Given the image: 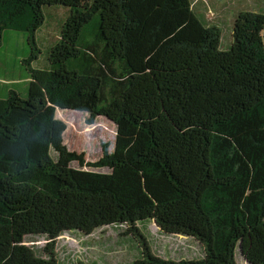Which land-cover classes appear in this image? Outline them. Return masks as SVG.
I'll return each instance as SVG.
<instances>
[{
  "label": "trees",
  "instance_id": "trees-1",
  "mask_svg": "<svg viewBox=\"0 0 264 264\" xmlns=\"http://www.w3.org/2000/svg\"><path fill=\"white\" fill-rule=\"evenodd\" d=\"M47 7L66 17L39 68ZM197 8L0 0V48L8 30L29 46L25 87L0 97V264H64L58 237L118 224L139 250L129 264H264V11L237 7L222 49L221 30ZM57 108L111 120L114 150L106 144L97 161L69 150ZM147 222L193 238L203 256L155 253L138 227ZM28 236L47 243L29 245Z\"/></svg>",
  "mask_w": 264,
  "mask_h": 264
},
{
  "label": "rangeland",
  "instance_id": "rangeland-1",
  "mask_svg": "<svg viewBox=\"0 0 264 264\" xmlns=\"http://www.w3.org/2000/svg\"><path fill=\"white\" fill-rule=\"evenodd\" d=\"M194 1L196 8L198 6L196 10L201 13L205 25H216L221 30L222 49H226L231 40L232 20L237 12V7L247 5L250 7L249 9H252L253 6L256 11H264V5H257L253 2L254 0H225L223 5L226 10L222 11L215 8L217 0H205V3L208 2L206 6L203 3L205 7L200 5V2L204 0ZM49 10L50 8L47 7V20L38 32L43 54L34 65L39 68L42 65L45 66L47 48L58 35L57 30L59 27L61 28L64 17H66L60 8L56 13H51L49 17ZM25 36L15 30H8L5 35L4 44L0 48V97L5 94L8 87L17 88L19 85L25 87L27 69L21 62V57L29 52ZM24 93L27 92L24 91ZM56 117L66 125L63 135L64 144L71 151L83 153L87 161H97L102 158L106 144L109 152L114 150L116 125L108 118L99 115L89 121L90 113L88 112L61 108H57ZM52 155L54 160L58 159V151L55 149H53ZM70 165L76 168L110 171L106 166L81 165L78 160L71 161ZM138 227L141 232L145 233L155 253L170 258L203 256L200 243L193 238L184 235H166L154 222L138 224ZM126 228L127 225L118 224L87 235L65 233L56 240L55 255L64 264H77L80 261L87 264H129L137 258L139 250L137 251V247L131 244L128 238L130 235L124 234ZM25 240L32 246L44 247L47 243V238L44 236H28ZM238 262L239 264H248L246 260L239 257Z\"/></svg>",
  "mask_w": 264,
  "mask_h": 264
},
{
  "label": "crops",
  "instance_id": "crops-1",
  "mask_svg": "<svg viewBox=\"0 0 264 264\" xmlns=\"http://www.w3.org/2000/svg\"><path fill=\"white\" fill-rule=\"evenodd\" d=\"M219 4H224L225 0H217ZM235 8V7H234ZM226 10V9H225Z\"/></svg>",
  "mask_w": 264,
  "mask_h": 264
}]
</instances>
